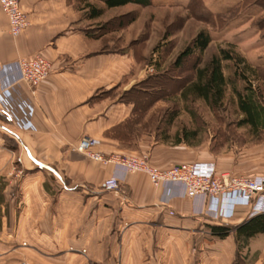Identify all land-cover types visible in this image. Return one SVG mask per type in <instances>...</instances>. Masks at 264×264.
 I'll return each mask as SVG.
<instances>
[{
  "label": "crops",
  "instance_id": "1",
  "mask_svg": "<svg viewBox=\"0 0 264 264\" xmlns=\"http://www.w3.org/2000/svg\"><path fill=\"white\" fill-rule=\"evenodd\" d=\"M151 2L19 0L28 25L15 36L0 12V90L33 102L35 127L0 118V264H232L236 254L243 264H264V232L217 238L207 228L216 223L187 214L189 201L176 196L168 215L157 205L162 190L143 172L126 173L117 192H106L113 165L72 149L88 136L105 155L146 151L158 168L176 159L139 127L149 107L128 94L144 78L148 50L134 45L141 28L128 13ZM36 52L51 71L31 92L15 82V62ZM248 212L239 206L225 223L255 215Z\"/></svg>",
  "mask_w": 264,
  "mask_h": 264
},
{
  "label": "rangeland",
  "instance_id": "2",
  "mask_svg": "<svg viewBox=\"0 0 264 264\" xmlns=\"http://www.w3.org/2000/svg\"><path fill=\"white\" fill-rule=\"evenodd\" d=\"M128 14L141 28L134 45L148 48L144 78L134 85L145 90L130 95L149 107L139 127L171 148L173 163L209 161L220 171L264 175V119L244 122L234 93L250 87L264 107V0H152ZM199 31L210 38L205 49L174 66L175 56ZM219 50L238 65L221 61L226 85L220 102L211 105L185 87L194 69Z\"/></svg>",
  "mask_w": 264,
  "mask_h": 264
},
{
  "label": "built area",
  "instance_id": "3",
  "mask_svg": "<svg viewBox=\"0 0 264 264\" xmlns=\"http://www.w3.org/2000/svg\"><path fill=\"white\" fill-rule=\"evenodd\" d=\"M0 12L6 17L7 31L11 36L18 35L28 25L19 0H0ZM15 66L17 69L15 82L24 84L31 92L51 71V63L41 52L18 59ZM7 93L8 87L0 90V118L16 129L34 130L31 120L33 102L27 97L13 102ZM97 143L96 139L81 136L72 149L93 161L113 165L112 174L101 184L106 192H117L126 173L139 171L146 175L152 187L162 190L157 205L165 209L168 215L176 214L174 209L168 207V201L172 196L189 201L187 214L201 217L211 223L226 222L239 206L248 207L249 215L264 212V175L220 171L209 161L178 162L166 168H158L150 164L146 151L138 154L105 155L94 150ZM168 184H174L176 189L172 191L170 188L164 189Z\"/></svg>",
  "mask_w": 264,
  "mask_h": 264
},
{
  "label": "trees",
  "instance_id": "4",
  "mask_svg": "<svg viewBox=\"0 0 264 264\" xmlns=\"http://www.w3.org/2000/svg\"><path fill=\"white\" fill-rule=\"evenodd\" d=\"M105 6L112 7L124 4L126 2H134L140 5H147L148 0H102ZM96 14L99 13V9L95 10ZM210 38L202 31H199L190 40V42L175 56L173 65L179 64L185 57L193 54H200L207 46ZM220 55H211L209 60L201 67L194 69V80L185 87L186 90L192 93L195 97L202 98L211 105H217L222 96L226 80L221 71L222 60H233L235 65H238L237 59L229 54L227 51L219 50ZM238 61H240L238 59ZM243 75V73H242ZM133 87V91L128 94L137 93L142 95L140 89ZM180 91V90H179ZM236 103L238 110L243 114V121L256 124L260 123L264 119V107L258 100V96L255 91L250 87L244 88L242 91L236 90ZM132 97V96H131ZM133 99V97H132ZM134 100V99H133ZM134 104H136L134 100ZM208 231L211 235L217 238H223L230 232L233 233L235 241L239 237L247 238L255 233L264 232V214H255L241 223L230 226L227 223H216L215 225H207ZM232 264H243L238 258V254L235 255Z\"/></svg>",
  "mask_w": 264,
  "mask_h": 264
}]
</instances>
